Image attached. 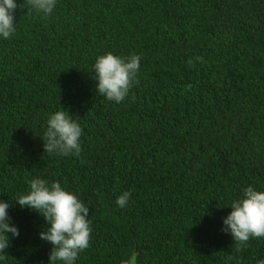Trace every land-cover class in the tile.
I'll use <instances>...</instances> for the list:
<instances>
[{
  "label": "trees",
  "instance_id": "trees-1",
  "mask_svg": "<svg viewBox=\"0 0 264 264\" xmlns=\"http://www.w3.org/2000/svg\"><path fill=\"white\" fill-rule=\"evenodd\" d=\"M16 3L0 36V201L19 236L0 264H49L46 221L15 202L34 178L89 208L74 264L264 260V237L238 251L222 231L244 189L264 191V0H56L50 15ZM109 52L141 57L120 103L96 92ZM63 108L83 129L79 156L44 152Z\"/></svg>",
  "mask_w": 264,
  "mask_h": 264
},
{
  "label": "clouds",
  "instance_id": "clouds-1",
  "mask_svg": "<svg viewBox=\"0 0 264 264\" xmlns=\"http://www.w3.org/2000/svg\"><path fill=\"white\" fill-rule=\"evenodd\" d=\"M31 9L50 15L56 6V0H27ZM23 8V4L19 5ZM18 5L16 0H0V36L11 37L15 29V16ZM202 61V58L197 57ZM141 57L132 54L119 57L111 52L99 56L94 64L95 78L98 81L96 92L109 101L120 103L128 95L140 67ZM192 61H189L191 64ZM64 109V108H63ZM83 129L64 109L51 114L44 133V152L63 156L81 152L80 138ZM131 193L123 192L117 198V205L127 206ZM21 208L39 213L48 227L39 232L42 240L49 242V264H74L79 254L89 247L92 229L90 227L89 208L74 194L62 188L61 184L41 178L30 181L27 194L19 195L15 200ZM8 201H0V260L8 256L10 239L19 236L18 227L12 223ZM231 212L223 219L225 233H230L237 242V250L247 246L250 237H264V191L249 186L244 189L243 198L231 203ZM11 233V237L8 235ZM257 264H264L260 260Z\"/></svg>",
  "mask_w": 264,
  "mask_h": 264
}]
</instances>
